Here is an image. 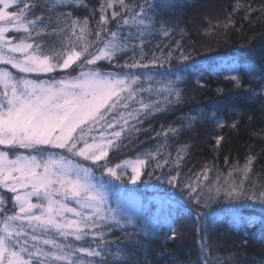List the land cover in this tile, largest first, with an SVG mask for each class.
Segmentation results:
<instances>
[{
  "label": "snow or ice",
  "instance_id": "obj_1",
  "mask_svg": "<svg viewBox=\"0 0 264 264\" xmlns=\"http://www.w3.org/2000/svg\"><path fill=\"white\" fill-rule=\"evenodd\" d=\"M78 5L83 6V0H0V264H130L127 251L119 245L113 251L114 242L108 239L114 229L123 232L126 225L136 226L144 235L167 228L165 237L176 239V219L188 207L183 200L171 201L164 216L118 217L107 207L108 185L96 182L97 173L106 175L109 183L114 179L135 185L143 183L144 169H152L147 172L149 177L161 169L157 180L181 189L189 204L206 209L197 217L205 232L221 219L214 210L208 211L221 196L228 202L255 201L264 210V183L252 179L256 175L254 156L249 155L242 168L233 165L229 179H222L214 165H205L193 180L181 175V153L187 155V146L178 148L171 162V152L166 151V140L181 134L184 121L189 128L203 120L236 130L244 105L259 104L264 111V46L259 64L248 61L243 76L239 61L221 65L224 79L244 104L226 100L218 102L220 106L210 115L184 117L179 126L168 125L156 133L165 137L159 146L140 150L134 160L122 159L133 146V137L139 139V125L157 113L174 110L184 99L182 77L158 80L143 71L169 63L171 52L157 56L152 50L146 54L144 48L145 37L160 23L151 13L173 5L171 0H136L133 4L104 0L99 13L89 12L93 19L99 15L91 30L88 17L74 18L72 11H65L76 10ZM37 7L41 15L35 14ZM239 11L249 23L255 13V20L264 24V4L256 9L237 2L225 21L214 26L216 30L235 28L233 16ZM110 20L116 31L108 27ZM125 25L129 28L122 35ZM156 30L170 35L162 25ZM85 32L94 39L83 46L71 43ZM65 38L69 41L67 56ZM73 47L80 50L72 51ZM176 47L177 60L194 59L178 42ZM107 65L118 70L105 71ZM41 73L49 75L45 79ZM196 83L204 86L200 80ZM223 91L217 89L219 94ZM222 140V135L216 136L214 150ZM210 171L215 173L212 179ZM234 171L242 178L231 179ZM227 218L248 238L259 232L264 243V214L245 215L233 206ZM206 249L202 245L201 250ZM201 264L225 261L205 255Z\"/></svg>",
  "mask_w": 264,
  "mask_h": 264
},
{
  "label": "trees",
  "instance_id": "obj_2",
  "mask_svg": "<svg viewBox=\"0 0 264 264\" xmlns=\"http://www.w3.org/2000/svg\"><path fill=\"white\" fill-rule=\"evenodd\" d=\"M135 2L136 0H125L127 4ZM139 2L143 3L144 0ZM155 2L158 0H149V3ZM237 2L251 4L256 9L264 4V0H171L173 6L159 7L151 13L154 21H160L156 29L162 25L169 29L170 35L164 36L162 32L153 29L152 34L145 37L144 52L147 54L152 50L157 56L161 52H171L172 55L169 57V63L164 67L154 66L150 70L143 71L149 72L158 80L182 77L180 87L184 99L181 104L173 106L174 110L157 113L154 118H149L139 125L141 128L139 139L133 137V146L125 150L122 159L134 160L140 150L159 146L165 141V137H157L156 133L161 132L162 127L166 129L168 125L179 126L184 117L196 116L202 112L210 115L220 106L218 102L223 103L226 100L235 101L237 106L244 104L243 97L235 95L236 90L232 84L224 79L221 65L234 60L239 61L243 76L244 66L248 61L259 64L261 60L259 53L264 46V24L255 20V13L251 18L252 22L249 23V20L242 18L243 11H239L233 16L235 28L224 30L221 26L216 30L214 26L221 25V22L225 21L226 13L232 12ZM102 3L104 0H83V6L78 5L76 10L65 9V11H72L74 18L88 17L91 30L99 20V15L93 19L89 16V12L95 9L99 13ZM35 14H42L39 7ZM110 14L111 9L109 17ZM108 27L113 31L117 30L115 22L111 20ZM131 27L135 29L134 25ZM128 28L129 25H125L121 34L126 35ZM206 29L211 33L210 35L206 34ZM93 39V36L85 32L80 35L79 41L73 38L71 43L73 45L79 43L83 46ZM177 42L186 53L191 54L193 60L176 59ZM68 43V39L65 38V56L69 54ZM71 50L80 49L73 47ZM104 70L118 69L113 65H107ZM197 80H200L204 86L197 85ZM217 89H223V94H219ZM260 108L259 104L244 105L243 119L236 130L230 127L223 129L214 127L212 122L203 120L189 128L187 121H184L181 134L166 140V151L171 152L170 162L176 158L177 149L186 145L187 155L181 153L182 177L191 176L194 180L195 175L201 173L205 165L209 167L214 165L220 170L222 179H229L228 173L232 166L237 165L242 168L247 157L251 155L256 158L252 164L256 175L252 179L258 184L264 183V179H261L264 177V133H261V129H264V111ZM145 129L148 131L145 132ZM218 135H222L224 140L220 142L219 148L214 150L215 138ZM143 171L145 172L141 179L143 183L140 182L139 186L131 187V184L120 181V184L114 187V196L119 197L122 194L123 200L135 202L129 210L124 209L121 214L116 213V215L118 217L148 215L151 219L154 216L167 215L171 201L183 200L188 207L176 219L179 235L175 240H170L164 235L168 231L167 228L157 229L144 235L136 226L126 225L123 232L120 228H116L108 236V239L114 242L113 251L117 245L124 248L128 253L130 264H201L205 255L209 259L215 257L224 260L225 264L229 261L231 264H264V243L261 242L259 232L255 237L248 238L243 231L233 228L227 218L228 209L233 206L241 208L246 215H254L257 202L250 200L228 202L222 196L208 209V211L214 210L221 219L205 232L201 230L197 217L206 209L189 204L181 189L167 184L163 179L157 180L156 177L162 176L161 169L157 168L151 177L147 175V172L152 171L150 167ZM163 171H168V166H165ZM214 174V171L208 172L209 178L212 179ZM240 178L242 177L239 173L232 172L231 179ZM245 239H248L246 245ZM202 245L207 246L206 251L201 250Z\"/></svg>",
  "mask_w": 264,
  "mask_h": 264
},
{
  "label": "rangeland",
  "instance_id": "obj_3",
  "mask_svg": "<svg viewBox=\"0 0 264 264\" xmlns=\"http://www.w3.org/2000/svg\"><path fill=\"white\" fill-rule=\"evenodd\" d=\"M13 71H15V70H13ZM33 75H36V74H33ZM39 75L42 78L46 79L49 74L41 73ZM128 171L131 172V169L129 168ZM141 179H142V177H141ZM96 182L97 183H104V184L108 185V188L105 189V194H106V198H107V207L110 208L113 212H115L117 214H121L124 209L129 210L135 204L134 201L123 200L122 194L119 197L114 196V194H113L114 187L116 185H119L120 181H116V180L112 179L111 183H109V178L106 175L104 177H101L99 175V173H97ZM127 184H131V183H127ZM139 185H140V182H137V184H135V185L131 184V187L132 186L137 187ZM33 202H35V200ZM71 206H75V205L73 204ZM254 210L256 211V212H254V215L257 217L264 214V210H262L259 203L255 205Z\"/></svg>",
  "mask_w": 264,
  "mask_h": 264
}]
</instances>
